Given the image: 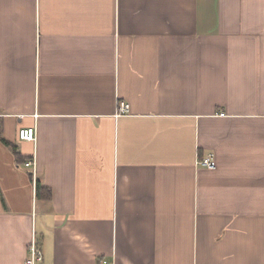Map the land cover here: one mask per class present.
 I'll return each instance as SVG.
<instances>
[{"label":"crops","instance_id":"1","mask_svg":"<svg viewBox=\"0 0 264 264\" xmlns=\"http://www.w3.org/2000/svg\"><path fill=\"white\" fill-rule=\"evenodd\" d=\"M34 236L42 264H264V0H0V264Z\"/></svg>","mask_w":264,"mask_h":264},{"label":"built area","instance_id":"2","mask_svg":"<svg viewBox=\"0 0 264 264\" xmlns=\"http://www.w3.org/2000/svg\"><path fill=\"white\" fill-rule=\"evenodd\" d=\"M119 109L121 113H125L129 110V105L125 102L119 104ZM19 139L21 141H30L36 142L37 140V131L36 128H27L23 129L19 133ZM198 164L208 168L215 169L216 161L215 155L213 153L209 154L207 157L199 158ZM25 167L33 169V177H36L37 174V161L36 159L28 160L24 163ZM44 261V253L38 242L36 236L33 237L32 243L28 249V255L24 264H42ZM100 264H113L110 261L102 260Z\"/></svg>","mask_w":264,"mask_h":264},{"label":"trees","instance_id":"3","mask_svg":"<svg viewBox=\"0 0 264 264\" xmlns=\"http://www.w3.org/2000/svg\"><path fill=\"white\" fill-rule=\"evenodd\" d=\"M2 141L8 147L12 148V150L14 151L15 155L17 156L19 162H25L26 161V159L24 157H21L22 155L18 151L16 145L11 144V143H9L8 141H6L4 139H2ZM36 196H37L38 199L50 202L52 200V191H51L50 188H48L44 184H42L40 180H37L36 181Z\"/></svg>","mask_w":264,"mask_h":264},{"label":"rangeland","instance_id":"4","mask_svg":"<svg viewBox=\"0 0 264 264\" xmlns=\"http://www.w3.org/2000/svg\"><path fill=\"white\" fill-rule=\"evenodd\" d=\"M37 207L36 201H35V208Z\"/></svg>","mask_w":264,"mask_h":264}]
</instances>
